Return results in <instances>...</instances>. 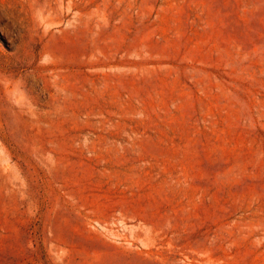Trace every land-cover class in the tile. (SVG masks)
I'll use <instances>...</instances> for the list:
<instances>
[{"label":"rangeland","instance_id":"374dc122","mask_svg":"<svg viewBox=\"0 0 264 264\" xmlns=\"http://www.w3.org/2000/svg\"><path fill=\"white\" fill-rule=\"evenodd\" d=\"M0 264H264V0H0Z\"/></svg>","mask_w":264,"mask_h":264}]
</instances>
